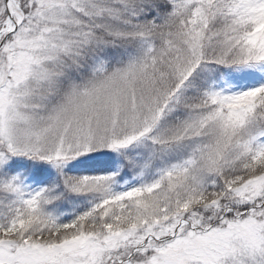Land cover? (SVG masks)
<instances>
[{"label":"snow or ice","instance_id":"snow-or-ice-1","mask_svg":"<svg viewBox=\"0 0 264 264\" xmlns=\"http://www.w3.org/2000/svg\"><path fill=\"white\" fill-rule=\"evenodd\" d=\"M0 264H264V0H0Z\"/></svg>","mask_w":264,"mask_h":264}]
</instances>
